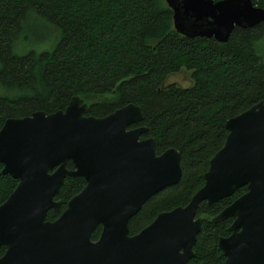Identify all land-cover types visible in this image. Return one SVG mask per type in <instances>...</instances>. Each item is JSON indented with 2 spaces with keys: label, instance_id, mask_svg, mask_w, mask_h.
Masks as SVG:
<instances>
[{
  "label": "water",
  "instance_id": "water-1",
  "mask_svg": "<svg viewBox=\"0 0 264 264\" xmlns=\"http://www.w3.org/2000/svg\"><path fill=\"white\" fill-rule=\"evenodd\" d=\"M166 2L176 30L190 38L227 42L236 27L264 22V7L252 0ZM86 109L74 96L65 110L11 117L0 129L2 172L18 180L0 205V245L6 247L0 264H189L202 229L201 203L242 187L247 190L213 218H234L219 247L224 264H264V101L226 121L225 143L190 202L159 213L136 234L130 220L181 180V153L172 147L158 154L155 138L142 137L148 129L138 125L144 113L135 103L102 117ZM67 176L83 177L86 185L49 220L48 211L61 207L55 198Z\"/></svg>",
  "mask_w": 264,
  "mask_h": 264
},
{
  "label": "trees",
  "instance_id": "trees-1",
  "mask_svg": "<svg viewBox=\"0 0 264 264\" xmlns=\"http://www.w3.org/2000/svg\"><path fill=\"white\" fill-rule=\"evenodd\" d=\"M252 1L264 7V0ZM32 11L59 27L61 38L50 52L19 54L15 40ZM263 37L264 22L236 27L227 42L190 38L176 30L166 0H0V82L14 95L0 94V129L11 117L65 110L74 96L87 104V115L97 117L128 103L140 106L144 118L138 125L148 129L142 137L155 138L158 154L177 148L183 175L130 220L136 234L159 213L190 202L225 143L226 121L264 101V56L256 49ZM182 71L189 73L187 86L169 82ZM17 185L0 165V205ZM85 185L83 177L67 176L55 198L61 207L49 210L47 219L58 218ZM246 190L201 203L202 229L189 264L225 263L219 239L231 234L234 218H213ZM5 252L0 245V256Z\"/></svg>",
  "mask_w": 264,
  "mask_h": 264
},
{
  "label": "rangeland",
  "instance_id": "rangeland-1",
  "mask_svg": "<svg viewBox=\"0 0 264 264\" xmlns=\"http://www.w3.org/2000/svg\"><path fill=\"white\" fill-rule=\"evenodd\" d=\"M60 38L61 31L59 27L32 11L23 21L21 32L15 40V51L19 54L50 52L57 46ZM256 49L259 54L264 56V37L256 42ZM189 78V73L182 71L170 76L169 82H177L187 86L190 82ZM12 91L0 82V94L14 96L10 95Z\"/></svg>",
  "mask_w": 264,
  "mask_h": 264
}]
</instances>
